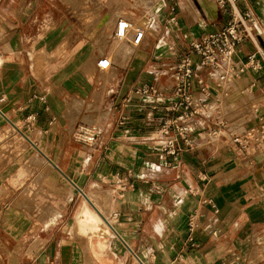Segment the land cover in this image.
Segmentation results:
<instances>
[{"label":"crops","instance_id":"obj_1","mask_svg":"<svg viewBox=\"0 0 264 264\" xmlns=\"http://www.w3.org/2000/svg\"><path fill=\"white\" fill-rule=\"evenodd\" d=\"M211 1L208 11L200 0L195 8L180 2L171 18L161 0H0V99H5L0 114V264H264V151L251 147L241 154L227 133L208 141L194 132L192 148L173 161L147 142L164 113L150 120L141 113L171 98L172 72L159 78L164 84L156 82L160 98L138 97L128 107L131 130H108L94 154L93 149L75 153L72 124L104 112L103 124L110 115L108 103L123 110L124 100L143 84L150 57L161 60L153 63L154 70H168L190 55L199 75L192 93L203 95L197 78L206 74L190 46L228 22L217 0ZM249 4L256 15L254 34L264 49V0ZM134 16L153 19L139 47L131 43L138 28L124 40L114 36L120 20L139 25L127 19ZM157 39L155 50L146 53ZM258 47L245 40L233 57L235 68L245 66ZM103 58L111 62L107 70L98 67ZM234 82L236 91L230 84L226 88L233 99L216 103L232 106L225 116L242 107L264 112V69H245ZM223 88L219 84L217 95ZM99 93H105L104 103L94 101ZM81 106L99 110H75ZM31 115L36 120L28 126ZM255 117L247 127L258 124ZM23 138L30 145L24 151ZM44 154L57 168L61 162L63 170L72 172L67 183L73 192L67 184L60 187L59 171L44 178L39 165ZM32 157L36 163L29 166ZM101 177L119 183L117 196L96 183ZM82 183L88 193L73 211L69 228L76 240H56L60 229L55 230V221ZM108 189L112 195L103 196ZM23 195L32 197L36 212L23 209ZM193 215L200 227L196 246L188 241Z\"/></svg>","mask_w":264,"mask_h":264},{"label":"built area","instance_id":"obj_2","mask_svg":"<svg viewBox=\"0 0 264 264\" xmlns=\"http://www.w3.org/2000/svg\"><path fill=\"white\" fill-rule=\"evenodd\" d=\"M251 0H217L219 7L228 17L227 24L220 30L204 35L200 40L191 44L190 53L196 55L199 59V65L204 68L208 67L212 70L209 73L210 78L217 80L218 84L225 83L230 79H235L240 76L245 69L255 72L264 69V49L259 45V41L254 34L253 25L256 21V15L249 4ZM171 13L176 11V4L171 7ZM147 24L144 27L138 28L133 36L132 45L139 47L145 40L147 33L153 23L152 17H148ZM134 28V25L126 20H120L117 23L115 30V38L124 40L128 32ZM247 39L257 43L256 52L248 56V61L242 68L236 69L234 66L233 57L236 54L238 47ZM98 67L102 70H107L111 67V62L107 58H103L98 62ZM172 72L175 81L173 96L166 100L164 104L153 102L149 106L146 119L154 118V114L158 110H162L164 116L160 122L158 129L152 132L149 141H154L155 147L163 155L172 157L173 161H178L181 154L190 150L193 146L191 135L194 133V118L199 115H205L208 110V100L195 96L192 93L193 78L195 76L194 62L190 55L183 58L175 66L170 67L162 74L156 72L153 74L154 84H142L137 87L132 96L126 98L123 102V107H129L134 103L136 98H145L150 95L160 98L161 92L156 87V82L160 77L169 75ZM198 85L201 87V93L205 94L206 87L202 78L198 79ZM5 99H0V114H4L1 104ZM259 112V109L256 110ZM118 125L123 127L129 122L127 113L122 112ZM259 118L258 125L251 128L246 133L231 132V141L236 147L237 152L243 154L248 151L252 145H256L264 150V112ZM28 126H31L36 116L31 115L27 118ZM222 123H217L215 128L206 130L203 124L200 130L197 131L198 137L215 141L221 138L222 132L220 127ZM95 135L92 136L94 140ZM87 141V140H85ZM90 141V140H89ZM88 142V141H87ZM122 191V192H121ZM121 193L124 190L121 189ZM117 217V214L114 215ZM199 223L196 215L190 217L188 224V241L192 246H196L195 235L199 230Z\"/></svg>","mask_w":264,"mask_h":264},{"label":"rangeland","instance_id":"obj_3","mask_svg":"<svg viewBox=\"0 0 264 264\" xmlns=\"http://www.w3.org/2000/svg\"><path fill=\"white\" fill-rule=\"evenodd\" d=\"M151 1H154L155 3H157L160 0H149V2H151ZM163 2L166 3V10H168V11L170 10V8L173 5L176 4V11L173 13V15L171 16V18L172 17H175V15H177V13H178L177 12V8H178L177 5L180 4V2H181V5L184 6V8L185 7L187 8L189 6L195 8V5H197V0H161V4H163ZM159 7H160V5H158V8ZM154 13H155L154 15L157 14L156 13V10L154 11ZM154 15L152 13L151 16L152 17H155ZM93 16H95V15H93ZM127 19H131L133 21H136L137 24H139L137 26H134L135 28H141V27H144L145 26L144 23H146V21H147L148 18H144V17H141L140 18L139 16H137V17L134 16L132 18H127ZM227 19H228V17H227ZM98 21H99V17H96V19H94V21H93V24L96 25V23ZM161 36H162V34H161ZM147 41H148V39L145 41V43H144L143 47H141V49L142 48L144 49V48L147 47ZM153 43H151L152 46L148 45L150 47H148V50L146 51V53L147 52H151L152 53L153 50H155V46H157V44H158V39H157V41L154 40ZM164 45H165V43L162 42L160 44V47L161 46H164ZM160 61L161 60L157 59L156 57H150L149 63L145 66V72L141 75V80L144 81L143 84H150V85L151 84H154L153 74H156V72H159V73L162 74L163 72L166 71V70H160V67L159 66L155 67L156 68L155 70L153 69L154 68V64L153 63H158L159 64ZM150 64H151V66H150ZM171 67H173V66H171ZM202 70L204 71V73L206 75L205 76H201L200 78H202L204 80L205 87H206V91L207 92H205L204 95H201V96H198V97H200L202 99H206V97H208L210 95V99L208 100V110H207V113L205 115L196 116L193 119L194 122H195L194 123V128H195L194 132L197 133V131L200 130V127H202L203 124L205 125V128L208 131L210 129L215 128V125L220 122V123H222V126L220 127V131L222 132L221 135L224 136L227 133L228 134L227 135V137H228L227 138L228 139L227 141L229 143H231L235 147V145L231 141V137H230L231 132H239V133H246V132H248V130L251 129V128L247 127L248 126L247 124H249V122L251 120H253V118L255 117V114L253 115V112L256 111L257 109H259V112L257 113V116L255 117L256 123H257V122H259V118L263 115V113L260 112V110L262 108H258L257 107V108L250 109V108L242 107V108H238V110H240V111L237 114H232L231 116H229L227 114V116H225V114L227 112V109H232L231 108L232 106L229 107V106H226L225 104L222 105V106H219L216 103L220 99H222V102H224L223 99H233L231 97V95L234 94V93H232V91H230V90H226V88L230 84V85H233L234 86V91H236L237 88H236V86L234 84L235 83L234 80L233 79H230V80L226 81L225 83H222V86H224L225 90L223 88V91L222 92L220 91V93H222V95L220 96V95H217V91L219 92V90L217 89L218 86H219L217 80L210 78V75H209V73H212V70L210 68H208V67H204V68H202ZM195 74H196L197 77H199V75H197V73H196V68H195ZM111 78H112V76L109 75L108 81L111 82V80H112ZM197 79H199V78H197ZM159 81H161L162 84L165 83V82H163L164 80L163 81L162 80H159ZM192 82H193V80H192ZM197 83H198V80H197ZM110 93L111 92L109 91V95H110ZM104 94L105 93H101V94L99 93L95 97L96 100H94V101L95 102H98V103H104L105 102L104 101ZM106 94H108V92ZM245 94L249 95V92H245ZM240 95H241V92H240ZM172 96L173 95H171V97ZM211 98H213V99L211 100ZM213 101H214V103H213L214 105L211 106V104H212L211 102H213ZM107 108H108L107 111L110 113V115L108 116L107 120H105V122L103 124L101 122H99V119H101V117H103L104 112H98L97 116H92L90 119H93V120H89V117H87V118H84L81 122H76V123L72 124L73 125L72 135H73V141L75 143V149H76L75 153H76V157L78 156V154L80 152H87V151H89L88 148H92L94 150V151H92V154H94L96 148L100 144L99 139L102 138V136H104L108 132V130L109 131L110 130L127 131V130H131L132 129L131 128L132 127L131 120L133 118H131L132 117L131 112H130L131 110H127L128 107L123 108V110H121L120 108H118L117 110H115V108L112 107V105L108 103ZM96 109L99 110V108H95L93 106H88L86 108L83 107V106H81V107H78L75 110L76 111H78V110L79 111H84V110H87V111H89V110L95 111ZM118 111H119V115H118ZM148 111H149V109H148ZM114 112L118 115V117H116V114L113 116V113ZM122 112H125V113L128 114V116H129V122L126 125H124L123 127H120L118 125V123L120 121L119 119H120L121 114H123ZM158 112L160 114L163 113L162 110H159ZM158 112H156L154 115H157ZM147 113H148L147 110H146V114H145V112L141 113V114H144L143 116H145L143 118L146 119ZM153 117L156 118L155 116H153ZM250 124H252V123H250ZM143 126H145V125H143ZM198 126H199V129H197ZM256 126H254V127H256ZM83 128L94 130L93 131V135L94 134H97V136L95 135L94 140L87 142L84 139L79 138V135L83 134L81 132V130ZM147 142H149V143L151 142L152 143L151 145L152 146H155L154 141H147ZM29 146L30 145L28 144V142L23 138V151L26 150L27 148H29ZM251 149H259L261 151H264L262 148L254 145V144L252 145V148ZM235 150H236V148H235ZM37 156L42 157V155H39V154ZM43 156L44 157L40 160L39 165L40 166L41 165L44 166V170H43V173H42V175L44 176V178L47 179L48 176H49V174L51 172H53V171L54 172H58L59 171V173H60L59 174V185H60V187L63 186L64 184H67L68 187L70 188V191L73 192L72 186L70 185V183H67V180L70 177V175H71L72 172H68L66 170H63L62 169L63 166H62V163L61 162H60V165H58L60 168H57V166H56L57 164L56 165L55 164H52V156L50 154H44ZM24 158H25V153L23 152V159ZM33 159H34V157H32V159L29 161V166L30 165H32V166L35 165L36 162L32 161ZM79 174H81V172ZM79 174H75L74 173L75 176H77ZM96 183L100 184L103 187L114 189L115 190L114 196L115 195L117 196V192L119 193V190L118 189L121 188L120 185H119V183L112 182V180H110V179H107L106 180L103 177H101L100 180H97ZM83 186L84 185L82 183L81 184V188L82 189L81 190L78 189V192H76V197L75 198H73V199L68 198V199H71L72 200L71 203H70V205L63 212V214L61 215V217L58 218L55 221V224H56L55 230H59L60 229L59 234L56 235V237H57L56 240L57 239H59V240H66V241H75L76 240L75 234H73V233L70 234L69 228L72 226V223H73V220H72L73 219L72 218L73 217V211L76 210L79 207V203H81L84 200L83 197L86 198L85 193H88L86 191L87 189H85ZM106 191H105V193H103V196L110 197L112 195L111 191L109 189L106 190ZM98 192L101 193V192H104V191L101 190V189H98L97 193ZM31 198H32L31 196L23 195V209L24 210H27L29 212H33L34 213V212H36V209H35V207H34L33 204L31 205V202H30L31 201ZM77 198L79 199L78 201H77ZM46 211L47 212H51L52 210H51V208L47 207L46 208ZM41 225H43V224H41ZM36 227L37 228H41L40 226H36ZM63 227L65 228V231L64 232L61 230ZM67 233H69V235ZM29 236L30 237H35L34 235H29ZM63 236L65 238H63Z\"/></svg>","mask_w":264,"mask_h":264},{"label":"bare ground","instance_id":"obj_4","mask_svg":"<svg viewBox=\"0 0 264 264\" xmlns=\"http://www.w3.org/2000/svg\"><path fill=\"white\" fill-rule=\"evenodd\" d=\"M202 4H206L205 8L206 10L208 11L209 9H213V3L211 0H200ZM209 2V3H208ZM264 38V37H263ZM119 40V39H118ZM93 131L92 129H86V128H83L81 130V132L83 134L79 135V138L81 139H84V140H87V141H92V136H93ZM89 149V148H88ZM92 148H90L89 150H91ZM111 225V224H110Z\"/></svg>","mask_w":264,"mask_h":264}]
</instances>
